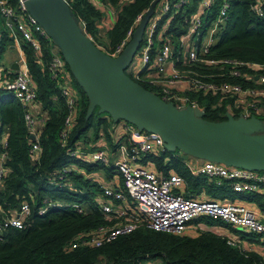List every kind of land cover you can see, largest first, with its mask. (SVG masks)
<instances>
[{"label":"trees","instance_id":"1","mask_svg":"<svg viewBox=\"0 0 264 264\" xmlns=\"http://www.w3.org/2000/svg\"><path fill=\"white\" fill-rule=\"evenodd\" d=\"M6 1L14 7L17 4V0ZM101 1L116 12L115 22L107 32L108 50L120 44L128 29L135 25L137 17L146 13L154 2H158ZM176 1L169 0L171 8L161 17L154 36L156 40L161 36H170L176 42L186 32L188 21L185 20L197 10L200 0H188V4L179 8L174 6ZM221 1L214 0L212 8L203 13L204 30ZM65 2L75 21L82 24L85 34L101 47L96 23L102 18V8L96 7L90 0ZM256 4L260 5L261 14L252 8ZM1 20L0 64L4 48L13 43L10 32L1 29ZM20 44L37 94L35 105L38 113L33 115L43 120H38L36 138L31 139V131L24 118L28 109L12 94L0 92V163L6 169L0 182V221L17 211L22 203H27L30 210L28 217L24 218L23 228H6L2 231L0 264H141L145 261H156L157 264H264L258 252L230 244L228 238L210 229L187 235L156 231L140 225L134 231L100 246L91 247L80 243L72 248L74 240L108 224L96 204L101 199V190L90 179V174L97 170L111 174L116 167L100 161L90 162L78 155L71 156L69 152L80 149L82 144L90 146L102 135L109 137L110 121L100 116L97 107L87 115L88 96L66 65L75 103L66 144L62 146L60 133L69 113L67 95L60 86L62 78H53L48 70L50 49L46 44H43L41 54H37L21 38ZM208 55L215 59H236L259 64L262 67L258 72L264 74V0H230L225 21L216 33ZM178 68L205 80L239 82L244 86L264 89V84L257 83L254 78L245 81L241 77H229L226 67L221 65L178 63ZM243 71L251 72V69L243 68ZM126 73L145 89L156 92L151 86L133 78L127 69ZM188 95L205 110L202 118L214 123L225 121L226 113L233 104L231 98L226 99L219 93L190 92ZM258 105L264 113V96L258 98ZM35 143L39 146L38 152H32ZM94 149L91 147L89 151ZM187 155L178 148L169 147L143 155L139 164L160 174L175 173L182 176L185 180V196L201 198L205 192L213 199L240 198L255 202L264 213V195L258 192H234L227 181L218 183L216 179H211L209 182L205 176H193L185 162ZM65 167H71V171L63 179L56 180L58 173ZM42 206L47 207L46 212L39 214L38 210ZM76 206H80L81 211ZM198 220L209 226L222 224L206 217Z\"/></svg>","mask_w":264,"mask_h":264},{"label":"built area","instance_id":"2","mask_svg":"<svg viewBox=\"0 0 264 264\" xmlns=\"http://www.w3.org/2000/svg\"><path fill=\"white\" fill-rule=\"evenodd\" d=\"M25 1L17 0L14 7L6 0H0L1 29L10 32L14 45L20 46L21 38L37 54H41L42 46L46 44L50 49L48 70L52 77L58 79L63 77L67 80L66 63L60 51L43 25L29 11ZM90 1L98 8L107 7L101 0ZM188 2V0H177L174 6L179 8ZM213 3L214 0H200L196 7L197 10L189 19L185 20L188 21L186 32L179 36L176 42H173L170 36H161L159 40L154 38L161 17L166 15L171 8L169 0H158L156 2L158 6H154L153 14L148 19L143 40L138 49L140 65L134 68L130 65L131 72L129 73L133 78L155 89L156 92L153 93L176 109L202 108L198 106L196 100L190 98L188 95L190 92L219 93L224 98L233 100L232 108L227 112H232L231 114L235 118L250 119L264 116L258 105V98L264 96V89L251 85L244 86L239 82L205 80L189 75L178 68V63L180 65L187 63L221 65L226 67L227 75L231 78L241 77L245 81L254 78L257 83L264 84V74L258 72L261 65L236 59H215L208 55L209 48L215 41V35L225 21L230 0L221 1L214 17L209 20V24L204 30L203 13L210 10ZM252 8L261 14L260 5H253ZM143 15L137 17L135 25L128 29L120 44L105 52L112 57L119 55ZM88 37L93 41L91 36ZM164 63L169 64L166 72L163 70ZM243 68H250L251 72H242ZM63 84L60 86L62 92L67 95L69 113L60 133L62 146L66 144L68 128L72 119V108L75 103L68 86L69 82ZM0 92L12 94L23 107L28 109L24 118L29 130L34 131L38 120L42 121L43 119H36L32 113V106L35 105L37 94L31 82L29 67L22 49L18 59V69L13 72L10 79L4 82L0 81ZM121 130L123 134L118 141V157L114 161V166L121 175V186L99 184L102 196L96 203L108 224L100 226L94 233L74 240L71 243L72 248L77 247L80 243L91 247L100 246L117 236L134 231L140 225L156 231L184 234L189 223L201 217L226 223L242 232L264 235V223L257 217V212L249 206L226 198L205 199L185 196L183 192L185 180L182 176L175 173L160 174L148 166L139 164L141 156L151 151H162L169 148L158 133L140 130L129 122H125ZM38 151L39 146L36 143L33 144L32 152ZM69 155H78L77 149L69 152ZM92 160L102 163L110 162L105 151L94 152ZM200 160L201 162L196 165L186 162L193 176L216 179L218 183L227 181L234 192H258L264 188V170L227 165L214 160ZM5 171L6 169L0 163V182ZM70 171L71 167L63 168L56 176V180L63 179L65 174ZM76 208L81 211L80 206H76ZM46 209V206H42L38 213L43 214ZM29 213L28 204L22 203L17 211L0 221V240L2 239L1 233L6 228H23L25 226L24 218L28 217ZM234 242V240L228 239V243L235 244Z\"/></svg>","mask_w":264,"mask_h":264},{"label":"water","instance_id":"3","mask_svg":"<svg viewBox=\"0 0 264 264\" xmlns=\"http://www.w3.org/2000/svg\"><path fill=\"white\" fill-rule=\"evenodd\" d=\"M60 51L70 73L86 92L87 115L98 107L114 120L123 119L140 130L158 133L168 147H175L196 158L227 165L264 170V135H248L255 117L235 118L214 123L204 120L203 108L176 109L155 93L135 82L126 69L143 40V33L154 11V2L144 13L130 40L116 57L97 46L72 17L65 0H26ZM18 69V63L12 65ZM34 139V135H30Z\"/></svg>","mask_w":264,"mask_h":264},{"label":"crops","instance_id":"4","mask_svg":"<svg viewBox=\"0 0 264 264\" xmlns=\"http://www.w3.org/2000/svg\"><path fill=\"white\" fill-rule=\"evenodd\" d=\"M102 12H103L102 18L96 24L98 27V37H99L101 43L103 45L107 46L108 45L107 32L112 27L113 23L115 22L116 12L114 9L110 8L109 6H107L106 8H103ZM9 48L11 49V51L14 52V54L16 52V56L13 54L14 57H11L8 65H7V64L3 63L2 55H1L0 81H3V82L10 79L13 76V72L15 70L12 69V65L14 63H18V59L20 57V50L22 49L21 45L17 46V45H14V43L9 45ZM131 67L134 68L136 66L131 65ZM131 67H129V69ZM168 68H169V64L164 63V65H163L164 72H166ZM153 74H155L154 71H153ZM66 78H67V80L62 77L61 83L63 84L64 82L68 81L69 82L68 86L70 89L71 77L67 71H66ZM97 112L100 114V116H102L104 118L106 117L107 119H109L110 126L108 128V131H109L110 136L106 137V136L102 135V137H99V139L95 143L90 144V146L82 144L80 146V149H77L78 156L79 157L81 156L90 162H94L92 160V154L96 151H105L108 154V157L110 160V162H109L110 164L109 163H106V164L114 166V161L118 157V155H117L118 141L120 140V138L123 134V131L121 129H122L123 124H125V122H127V121L123 120V119H118L115 121L110 113L101 112V111H99V108H98ZM32 113L33 114L38 113V108L36 107V105L32 106ZM255 119L256 120H255L254 125H253L251 130H254V129L258 130L261 127L260 119L258 120V117H255ZM37 126H38V124H37ZM37 126L35 127V129L37 128ZM35 129H34V131L31 132V135H34V138H36V130ZM255 131H252V133H250L248 135H264V133H260V131L254 133ZM91 147H95V149L92 151H89V149H91ZM141 157H140V161L143 158V157L142 158ZM185 162L190 163L191 165H196V164L200 163L201 160L199 158L193 157L191 155H187L185 158ZM1 163H2V161H1ZM117 173H119V172L116 170V168L112 170L111 174H107L103 170H97V171L90 174V179L92 181H94L95 183H97L98 185L99 184H106V185H112L115 187H120L121 186V175L119 173V175H120L119 176ZM208 181L211 182V179L208 178ZM258 193L264 195V188L259 190ZM201 198L213 199V198H209L205 194V192L203 193ZM226 199H230V198H226ZM230 200H232L238 204H243V205L249 206L250 208L254 209L257 212V217L264 223V213L260 211L259 207L257 206V204L255 202L247 201V200L240 199V198H234V199H230ZM193 222L194 221L189 223L184 234L195 235L200 230L210 229L212 231H215V232L221 234L222 236H225L226 238H228L230 240H234L235 245L239 246L240 248H242L244 250H247V251L253 250V251L258 252L264 260V235L245 234V233H242L240 230H238L234 227H231L229 225H225L223 223L209 226V225L204 224V222L202 220L197 219V220H195L194 223ZM154 264H157V262L154 261Z\"/></svg>","mask_w":264,"mask_h":264},{"label":"rangeland","instance_id":"5","mask_svg":"<svg viewBox=\"0 0 264 264\" xmlns=\"http://www.w3.org/2000/svg\"><path fill=\"white\" fill-rule=\"evenodd\" d=\"M155 16V15H154ZM159 39V38H158ZM101 48L104 50V51H107L108 49H107V46L106 45H101ZM14 54V52L13 51H11V49L9 48V45H7L5 48H4V51L2 52V61H3V63L4 64H7L8 65V63H9V60L11 59V57H14V55L16 56V52H15V54ZM130 65H133V66H139L140 65V57H139V50H137V52H136V54L134 55V58H133V61H132V63L130 64ZM127 71L128 72H131L130 71V69H129V67L127 68ZM232 113V112H231ZM260 119V122H261V127H260V129H258V130H256V129H254V130H247V131H242V133L243 134H250V133H252V131H255L254 133H256V132H259L260 131V133H264V117H262V116H258V120ZM122 188H123V186H122ZM195 222V221H194ZM193 222V223H194ZM145 263H151V264H154V261H145L143 264H145Z\"/></svg>","mask_w":264,"mask_h":264}]
</instances>
